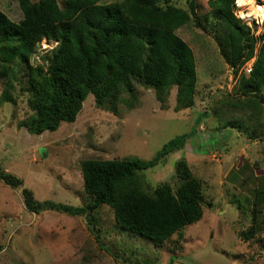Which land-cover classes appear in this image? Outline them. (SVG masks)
<instances>
[{"label":"rangeland","instance_id":"1","mask_svg":"<svg viewBox=\"0 0 264 264\" xmlns=\"http://www.w3.org/2000/svg\"><path fill=\"white\" fill-rule=\"evenodd\" d=\"M113 1L122 0L99 3ZM237 1L228 12L218 0H196L193 9L187 0L157 2L190 15L174 29L194 57L195 94L188 108L173 109L177 85L160 108L154 89L136 84L139 103L130 110L120 104L114 114L89 94L75 121L34 134L25 125L34 112L26 89L16 81L8 88L0 77V167L21 178L35 198L85 205L92 200L84 191L85 159L147 160L189 132L184 148L142 174L151 188L169 182L175 189V162L185 155L203 195L200 218L158 245L122 229L107 204L92 213L94 226L86 216L35 214L24 206L20 188L0 180V264H236L251 254L261 255L255 264H264V102L258 97H264V80L233 64L240 44L242 61L253 54L247 64L264 50V18L251 9L264 7V0ZM0 11L15 22L23 18L18 0H0ZM228 14L236 20H227ZM243 26L247 36L237 42ZM56 44L42 39L30 64L46 70ZM5 90L14 102L2 100Z\"/></svg>","mask_w":264,"mask_h":264},{"label":"trees","instance_id":"2","mask_svg":"<svg viewBox=\"0 0 264 264\" xmlns=\"http://www.w3.org/2000/svg\"><path fill=\"white\" fill-rule=\"evenodd\" d=\"M99 1L63 0L60 6L57 0H18L23 14L19 22L0 11V77L5 78L4 86L8 88H13L16 81L26 89L34 111L25 124L31 133L55 131L62 122L75 121L89 94L97 107L114 114L120 104L130 110L139 103L136 84L153 88L160 108L165 107L172 85H177L173 109L192 105L194 57L191 48L174 32L188 23L190 15L170 5L163 9L158 0ZM195 1L187 0L191 9ZM232 2L218 0L223 12L229 11ZM227 20L236 19L228 14ZM243 28L237 42L247 36V27ZM42 39L57 42L50 51L46 70L30 64ZM240 48L244 46L236 48L233 64L242 67L253 54L250 52L242 61ZM251 71L253 78L264 80L263 49ZM258 97L264 102L263 95ZM2 100L14 102L6 90ZM189 135L190 132L170 139L147 160L85 159L81 164L84 191L92 196L85 205L39 200L21 178L1 167L0 180L13 189H21L24 206L32 213L50 210L86 216L94 226L92 213L107 204L122 229L162 245L175 232L200 218L202 184L183 158L175 162V189L169 182L151 188L142 171L182 148ZM259 256L251 254L236 264H255Z\"/></svg>","mask_w":264,"mask_h":264},{"label":"bare ground","instance_id":"3","mask_svg":"<svg viewBox=\"0 0 264 264\" xmlns=\"http://www.w3.org/2000/svg\"><path fill=\"white\" fill-rule=\"evenodd\" d=\"M251 9L253 11H255L256 14H260L264 18V7L260 8V6L253 5V6H251Z\"/></svg>","mask_w":264,"mask_h":264},{"label":"built area","instance_id":"4","mask_svg":"<svg viewBox=\"0 0 264 264\" xmlns=\"http://www.w3.org/2000/svg\"><path fill=\"white\" fill-rule=\"evenodd\" d=\"M253 61H254V59H253ZM253 61L251 62V63H249V64H247V62H246V64L245 65H243L242 67H241V70H245V72H247V73H250V71H251V69H252V64H253Z\"/></svg>","mask_w":264,"mask_h":264},{"label":"water","instance_id":"5","mask_svg":"<svg viewBox=\"0 0 264 264\" xmlns=\"http://www.w3.org/2000/svg\"><path fill=\"white\" fill-rule=\"evenodd\" d=\"M40 153H41V155H45V150L44 149H40Z\"/></svg>","mask_w":264,"mask_h":264},{"label":"crops","instance_id":"6","mask_svg":"<svg viewBox=\"0 0 264 264\" xmlns=\"http://www.w3.org/2000/svg\"><path fill=\"white\" fill-rule=\"evenodd\" d=\"M184 143H185V142H184ZM183 148H184V145H183ZM180 149H182V148H180ZM183 159H185V161L188 163V159L185 158V155H184Z\"/></svg>","mask_w":264,"mask_h":264}]
</instances>
